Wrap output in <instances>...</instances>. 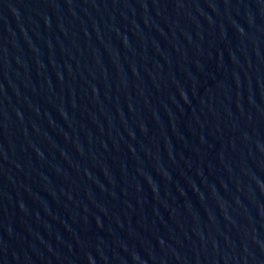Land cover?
I'll use <instances>...</instances> for the list:
<instances>
[{
    "label": "water",
    "instance_id": "obj_1",
    "mask_svg": "<svg viewBox=\"0 0 264 264\" xmlns=\"http://www.w3.org/2000/svg\"><path fill=\"white\" fill-rule=\"evenodd\" d=\"M0 264H264V0H0Z\"/></svg>",
    "mask_w": 264,
    "mask_h": 264
}]
</instances>
